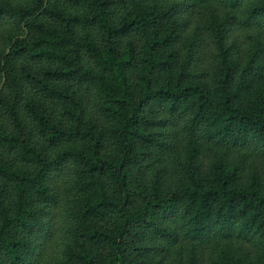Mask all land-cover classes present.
<instances>
[{
  "label": "trees",
  "instance_id": "1",
  "mask_svg": "<svg viewBox=\"0 0 264 264\" xmlns=\"http://www.w3.org/2000/svg\"><path fill=\"white\" fill-rule=\"evenodd\" d=\"M263 76L264 0H0V264H264Z\"/></svg>",
  "mask_w": 264,
  "mask_h": 264
},
{
  "label": "rangeland",
  "instance_id": "2",
  "mask_svg": "<svg viewBox=\"0 0 264 264\" xmlns=\"http://www.w3.org/2000/svg\"><path fill=\"white\" fill-rule=\"evenodd\" d=\"M252 89H253L252 95L247 97L244 102L245 107L248 110H254L255 101H257V99L264 100V76L259 81L252 84ZM197 160L203 163V167H202L203 177L205 181H208L212 177L211 171L209 169V165L215 159L212 156H210L207 152L203 151L200 154H198ZM231 162H232V157L230 156V153L229 152L224 153L221 157V164L223 166H228ZM249 165H250L249 163L245 164L243 166L244 169L247 170ZM132 197H133L132 207L137 208L140 205L139 198L135 195H133Z\"/></svg>",
  "mask_w": 264,
  "mask_h": 264
}]
</instances>
